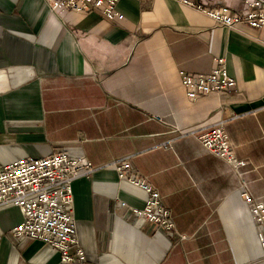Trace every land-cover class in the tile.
I'll return each instance as SVG.
<instances>
[{
  "label": "crops",
  "instance_id": "1",
  "mask_svg": "<svg viewBox=\"0 0 264 264\" xmlns=\"http://www.w3.org/2000/svg\"><path fill=\"white\" fill-rule=\"evenodd\" d=\"M117 9L121 21L0 0V164L57 151L92 163L72 182L79 264H264L242 195L264 203V27L229 29L176 0ZM218 56L235 86L191 100L181 75L210 71ZM217 123L244 166L198 140ZM127 158L172 212L173 232L119 206L146 198L110 165ZM22 219L0 208V264H58L55 249L11 235Z\"/></svg>",
  "mask_w": 264,
  "mask_h": 264
},
{
  "label": "built area",
  "instance_id": "2",
  "mask_svg": "<svg viewBox=\"0 0 264 264\" xmlns=\"http://www.w3.org/2000/svg\"><path fill=\"white\" fill-rule=\"evenodd\" d=\"M50 11L100 12L109 21H121L124 15L117 9L118 0H45ZM194 8L216 24L229 29L254 30L264 27V0H241L238 5L213 4L206 0H176ZM213 67L206 73H183L180 84L186 95L195 100L208 94L225 92L235 86V78L228 72L225 58L214 59ZM198 140L214 155L231 162L235 169L245 165L236 159L228 134L221 123L204 127L197 133ZM119 181L136 186L146 193L141 207H131L125 202L119 206L160 229L173 232L175 221L172 212L161 200L159 192L149 182L133 171L130 159L113 161ZM95 170L84 156L74 157L66 151L29 158L23 157L0 164V208L18 207L23 219L10 229L13 237L37 239L55 249L58 264H79L86 255L77 244L76 227L72 216V182L88 176ZM257 227V237L264 257V203L256 201L242 191ZM184 239V235H179Z\"/></svg>",
  "mask_w": 264,
  "mask_h": 264
}]
</instances>
